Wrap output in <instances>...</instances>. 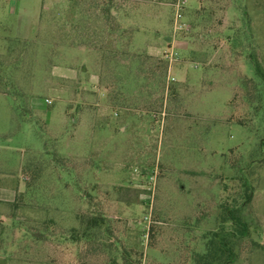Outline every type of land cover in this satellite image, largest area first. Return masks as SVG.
<instances>
[{"label": "rangeland", "instance_id": "obj_1", "mask_svg": "<svg viewBox=\"0 0 264 264\" xmlns=\"http://www.w3.org/2000/svg\"><path fill=\"white\" fill-rule=\"evenodd\" d=\"M174 3L0 0V41L27 37L0 59V171L45 236L0 264H196L222 230L264 264V0H184V30ZM91 218L107 245L71 239Z\"/></svg>", "mask_w": 264, "mask_h": 264}, {"label": "trees", "instance_id": "obj_2", "mask_svg": "<svg viewBox=\"0 0 264 264\" xmlns=\"http://www.w3.org/2000/svg\"><path fill=\"white\" fill-rule=\"evenodd\" d=\"M104 44V43H103ZM93 47L91 44L89 48ZM258 74L262 76L264 79V72L261 69L260 65L256 63L255 65ZM243 124V122H240ZM29 169V164L27 165ZM30 171V169H29ZM32 172V173H31ZM30 173V177L35 178V170H32ZM29 173V172H28ZM241 185V184H240ZM240 189H243V187ZM248 197V195H247ZM11 210V220L7 221L8 224L1 226L0 230V247L4 248V254H6L9 258L14 257L16 254L20 253L23 249L24 243L27 240H30L31 243L36 244L43 241L44 235L38 233L37 224L34 222H28L27 218L23 215H18V212L21 211L23 207L26 205L23 202V193H17L14 200L8 203ZM243 203L236 205H227L223 206V214L220 216V223L230 222L234 224V228L236 229V233H238L239 238H243L248 235V229L246 221L243 220L241 209L243 208ZM3 221L0 219V223ZM53 223L51 221L46 222L45 226L48 227ZM105 227V221L102 218H91L89 220V224H86L84 229L80 230L79 234L75 236H71V239L74 240V243L82 242L83 245H100L101 236L99 237L97 234L99 232H92L90 230L97 229L98 227ZM105 232H103L104 234ZM213 236L209 240L208 248L196 257L194 256V261L196 264H233L237 255L234 251V247H236V242H233L232 238H228L230 234L224 233L223 230L219 233L212 234ZM98 236V237H97ZM236 237V241L239 242V238ZM111 239V238H110ZM107 240L108 243H113L117 245L118 241ZM120 259L123 261V264H131L130 257L127 252L119 251ZM142 254L139 253V260L141 261Z\"/></svg>", "mask_w": 264, "mask_h": 264}, {"label": "crops", "instance_id": "obj_3", "mask_svg": "<svg viewBox=\"0 0 264 264\" xmlns=\"http://www.w3.org/2000/svg\"><path fill=\"white\" fill-rule=\"evenodd\" d=\"M44 15V14H42ZM2 17V14L0 12V26L5 22ZM40 21L42 24H44V16L40 17ZM5 24V23H4ZM1 28L7 29L5 25H2ZM108 34V32H107ZM3 37L2 33L0 31V38ZM27 37L17 38L19 40L16 41L17 45L7 44L6 42L0 41V59L1 61L8 62L12 56L20 55L23 57V50L21 49V43L22 41H26ZM104 42V41H103ZM170 47V45H168ZM172 48V47H171ZM37 74V73H36ZM0 95H3V92L0 91ZM4 165V159L3 162H1ZM16 166H21V162L16 161ZM13 176L9 175L8 173H5L3 171H0V202L2 203H10L14 200L15 195L18 193V188L20 187L18 182L13 183L12 182ZM7 183V186L5 185ZM4 187L9 188V193H6L5 191L1 190ZM15 192V193H14Z\"/></svg>", "mask_w": 264, "mask_h": 264}, {"label": "built area", "instance_id": "obj_4", "mask_svg": "<svg viewBox=\"0 0 264 264\" xmlns=\"http://www.w3.org/2000/svg\"><path fill=\"white\" fill-rule=\"evenodd\" d=\"M183 4H184V0H175V3L173 4V7L175 9L174 27H173L174 30L186 29V27L184 26L183 19L180 20V16H179V11L181 10Z\"/></svg>", "mask_w": 264, "mask_h": 264}]
</instances>
